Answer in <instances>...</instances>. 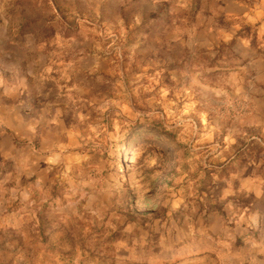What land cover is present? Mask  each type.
<instances>
[{"label":"rangeland","instance_id":"1","mask_svg":"<svg viewBox=\"0 0 264 264\" xmlns=\"http://www.w3.org/2000/svg\"><path fill=\"white\" fill-rule=\"evenodd\" d=\"M69 1L0 0V30L94 25L88 44L54 48L43 62L34 53L35 61L19 64L23 71L35 64L38 76L12 100H0V149L29 157L26 171L17 174L9 161L0 172V184L8 172L19 176L18 184L7 180L6 193L0 189V264H121L140 229L151 227L158 238L164 225L188 232L193 223L199 233L212 223V191L223 186L218 177L229 174V160L241 149L264 150V19L240 20L236 0H184L159 11L146 0H125V27H117L114 9L104 11L107 0H77L70 16ZM54 6L61 14L53 23ZM101 9L115 26L104 32L96 26ZM6 32L0 63L17 67L25 57L20 43L12 55L4 51ZM34 151L45 159L33 164ZM150 155L164 156L167 173L143 192V211L130 213L117 182L133 169L160 172L158 160L146 167ZM141 192L129 194L131 203ZM261 236L242 224L233 250ZM185 245L194 253L206 247L199 235L176 248ZM209 255L216 259L200 251L184 260Z\"/></svg>","mask_w":264,"mask_h":264},{"label":"clouds","instance_id":"2","mask_svg":"<svg viewBox=\"0 0 264 264\" xmlns=\"http://www.w3.org/2000/svg\"><path fill=\"white\" fill-rule=\"evenodd\" d=\"M236 7L238 18L244 22L251 20L253 17L264 19V0H236ZM32 131H35V129H32ZM136 139L140 140L143 137H137ZM261 149H264V145H261ZM258 151L259 155L241 149L238 157L229 160V174L222 178L218 177V179H222L223 186L220 187L219 191L216 189L212 191L215 209L212 210L209 216V220L212 221L209 227L202 228L197 233L194 230L193 223L187 224L190 230L188 232L176 229L175 226L168 228L167 225H164V231L160 233L158 238L151 227L148 231L140 229L141 235L134 242L132 248L128 249L131 255L122 258L121 264H125V261H138L139 264H174L177 259L181 260L183 264H205V261L208 264H245L249 258L251 264H264V261L258 262L256 260V255L264 256V150ZM0 154L3 155V161L0 162V172L8 170L9 161L15 162L14 167L17 174H20L22 170L26 171L29 167V157L13 156L11 151H4L3 149H0ZM33 155H37L35 151ZM42 159H45L43 155H37V159L33 160L32 163H38ZM157 160L159 161L157 166L160 172H156L155 168L152 169L151 173H141L133 169L127 181L123 177L118 180L117 192L122 194L130 213H135L137 209L143 211L145 207L142 202L143 192L156 187L154 181L157 176L166 175L167 162L163 155L156 159H153L150 155L146 167L151 168ZM13 178L16 179L17 184L19 183V176H14L13 172H8L5 182L0 184V189L6 193L8 189L5 184L8 179ZM126 183H130L131 187L126 188ZM137 189L142 190L141 197L136 199L135 203H131L129 194L135 195ZM17 190L13 189V192ZM257 206L260 208L259 212L251 214L248 212V209H255ZM205 207L207 209V205ZM157 223L160 222L157 221ZM196 223H199V221L197 220ZM233 224L236 225L235 228L231 227ZM242 224L247 225V229L261 232L262 236L259 243L252 240L247 241L251 244V248L236 252L233 250L232 242L235 239V233L241 230ZM132 227L135 228L137 225H132ZM173 231L177 232L176 238L172 235ZM197 235L206 247H198L195 253L187 245L183 248H176V245L182 239L194 238ZM225 240L228 242L225 243ZM208 241L212 243L208 244ZM0 243L3 242L0 241ZM50 243L56 245L58 237H53ZM9 247H14V245H9ZM138 249L139 253L137 252ZM200 251L214 253L216 259L212 260L209 255L205 256L204 260L192 262L184 260L186 255H198Z\"/></svg>","mask_w":264,"mask_h":264},{"label":"crops","instance_id":"3","mask_svg":"<svg viewBox=\"0 0 264 264\" xmlns=\"http://www.w3.org/2000/svg\"><path fill=\"white\" fill-rule=\"evenodd\" d=\"M143 0H139V3H142ZM150 3H153L156 6L155 11H159V6H168L173 3H183L184 0H146ZM108 6H105L104 11H108L110 9H114L116 17L113 18V21H117V27L122 26L125 27L126 21V4L125 0L112 1L107 0ZM159 7V8H158ZM77 8V0H70L67 6L66 12H68L69 16L72 13H76ZM45 10V8H43ZM54 12H52V16L49 18H53L49 21L54 23L56 16L60 17L61 10L59 6H54ZM99 18L96 20L98 24L96 25L101 32L106 31V29L114 28L115 26L112 24L111 26L107 24V22H111L108 17L103 16L102 9L98 11ZM93 12H90L91 18ZM47 19V18H46ZM44 17L40 18L39 21L44 22L46 20ZM59 18H57L58 22ZM61 22V21H60ZM59 22V23H60ZM9 26V25H8ZM91 25L89 31L81 28H66L62 29L61 27L50 28L47 30H32L27 23H23L22 26H19L17 30H9L8 28L0 30L7 31V39L6 42H9V45L5 46V52L11 54L14 52L13 47L16 43H20V45L16 44L20 47L21 52L23 53L25 59L24 61L18 63L17 67L10 65L9 61L6 64L0 63V100H12L14 98L15 91H21V87L23 85L30 86L32 79L38 76L39 70L34 69L33 65L29 64L28 71H23L21 65L24 67L27 66V61L30 63L34 59H29L34 53H36V57H41V61H44V58L51 53V50L54 48H61L62 46L76 44L77 41L88 44L86 40L87 37H93V30ZM10 37L13 38L11 43ZM48 38V40H47ZM90 45H93L90 41ZM0 51L2 48L0 47ZM35 61V60H34ZM33 84V82H32ZM18 89V90H17Z\"/></svg>","mask_w":264,"mask_h":264}]
</instances>
